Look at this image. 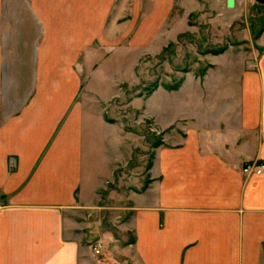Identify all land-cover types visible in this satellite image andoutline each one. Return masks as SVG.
<instances>
[{
	"label": "crops",
	"instance_id": "1",
	"mask_svg": "<svg viewBox=\"0 0 264 264\" xmlns=\"http://www.w3.org/2000/svg\"><path fill=\"white\" fill-rule=\"evenodd\" d=\"M29 1L42 34L33 81L16 82L11 89L22 97L13 98L0 0V264H264V176L249 182L241 174L256 156L246 137L264 133L263 68L240 66L229 74L237 82H208L215 67L197 83L199 99L186 98L177 111L174 95L186 87L162 95L169 108L158 109L161 128L192 127L166 133L144 193L123 207L115 194L105 203L116 150L104 142V163H89L76 69L88 43L83 10H103L104 0ZM67 73L75 76L60 79Z\"/></svg>",
	"mask_w": 264,
	"mask_h": 264
},
{
	"label": "rangeland",
	"instance_id": "2",
	"mask_svg": "<svg viewBox=\"0 0 264 264\" xmlns=\"http://www.w3.org/2000/svg\"><path fill=\"white\" fill-rule=\"evenodd\" d=\"M102 8L83 10L87 20L81 39L88 43L76 68L81 79L77 100L84 104L89 163L95 166L98 157L104 163L98 154L104 142L116 150L111 155L118 160L114 182L101 195L107 203V196L115 194L123 207L130 194L133 199L152 183L150 169L166 133H188L192 127L186 121L179 128H161L158 109L169 108L161 103L162 95L186 87L174 95L177 111L186 98L199 99L196 85L215 67L220 69L208 82H237L229 74L240 66L249 71L261 67L264 73V5L256 0H237L233 8L226 0H104ZM58 28L59 34L70 33L65 26ZM40 34L29 0H3L4 81L13 98L22 97L11 89L16 82L29 87L33 81L32 53ZM59 41L67 49L68 43ZM74 76L59 75L65 81ZM245 140L249 155H256L246 163L264 162V133H249ZM242 169L245 181L261 178L246 177Z\"/></svg>",
	"mask_w": 264,
	"mask_h": 264
},
{
	"label": "built area",
	"instance_id": "3",
	"mask_svg": "<svg viewBox=\"0 0 264 264\" xmlns=\"http://www.w3.org/2000/svg\"><path fill=\"white\" fill-rule=\"evenodd\" d=\"M243 174L246 177L251 176H264V162L261 163H245L242 169ZM100 246L94 248L95 253H99Z\"/></svg>",
	"mask_w": 264,
	"mask_h": 264
},
{
	"label": "water",
	"instance_id": "4",
	"mask_svg": "<svg viewBox=\"0 0 264 264\" xmlns=\"http://www.w3.org/2000/svg\"><path fill=\"white\" fill-rule=\"evenodd\" d=\"M257 3L264 5V0H256ZM228 8H233L234 7V0H228Z\"/></svg>",
	"mask_w": 264,
	"mask_h": 264
}]
</instances>
